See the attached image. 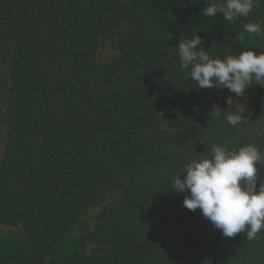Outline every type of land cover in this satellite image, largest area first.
<instances>
[{
  "label": "trees",
  "instance_id": "trees-1",
  "mask_svg": "<svg viewBox=\"0 0 264 264\" xmlns=\"http://www.w3.org/2000/svg\"><path fill=\"white\" fill-rule=\"evenodd\" d=\"M208 3L0 0V64L11 46L7 88L0 73V226L25 234L0 245V264H264V229L224 237L170 188L212 144L264 152V86L232 127L211 113L235 109L185 79L173 50L197 29L216 57L264 52V36L243 28L261 22L264 0L231 24L204 16ZM116 34L119 55L98 63L100 39Z\"/></svg>",
  "mask_w": 264,
  "mask_h": 264
},
{
  "label": "clouds",
  "instance_id": "clouds-1",
  "mask_svg": "<svg viewBox=\"0 0 264 264\" xmlns=\"http://www.w3.org/2000/svg\"><path fill=\"white\" fill-rule=\"evenodd\" d=\"M261 0H209L207 6L200 9L207 17L221 14L229 24L241 17H248ZM244 31L264 36L261 22H249L243 25ZM192 31V37L181 38L177 47L180 68L187 70L185 79L197 84V89L220 90L226 88L235 98L228 97L225 103L228 109L221 110L213 105L212 116L224 115L226 122L237 127L246 122L244 108L240 99H244L245 90L253 85V80L264 86V52L241 51L238 55L214 57L205 51L203 39ZM244 32L238 39L244 40ZM210 156L197 155L190 159L181 173L172 178L170 188L177 194H185L183 206L190 211L200 210L202 216L212 224L222 236L232 238L238 233H246L252 240L264 229V179L257 186V165L264 164V152L255 144L242 145L229 149L222 144H212L208 150Z\"/></svg>",
  "mask_w": 264,
  "mask_h": 264
},
{
  "label": "rangeland",
  "instance_id": "rangeland-1",
  "mask_svg": "<svg viewBox=\"0 0 264 264\" xmlns=\"http://www.w3.org/2000/svg\"><path fill=\"white\" fill-rule=\"evenodd\" d=\"M134 22V21H133ZM262 26L264 28V16L261 19ZM129 26V23H125L124 26H122L119 29V32L125 33L128 31L125 29L126 27ZM136 24L134 23L135 27ZM120 39V35L116 34L113 35V38H108V37H102L100 39V44L98 47V63L103 64V63H109L111 62L115 57L119 55V51L116 45L117 40ZM198 47H203L205 51H208L212 56L216 57L213 55L209 50H207L208 45L203 41L201 46ZM7 51H9L8 56L6 58V62L0 64V73L2 77L6 80V88L9 86V81H8V75H7V68L9 67V61L11 58V46H7ZM257 82L253 80V85L245 90L244 93V99H240V106H243L244 108V113L248 111V104L250 101V95H251V89L252 87H258L262 88L260 84H256ZM207 93L210 95V97L218 100L221 103H225V100L228 97H233L234 98V104L232 107H236L237 105L235 104V98L233 93H230L226 88H221L220 90H217L215 88L208 89L207 88ZM229 106V105H228ZM5 108H3L4 110ZM236 110V109H235ZM5 135V128L0 127V150L3 149V136ZM99 208H93L89 212V217L93 216ZM25 243V234L22 228L18 226H0V245L3 246H19L23 245Z\"/></svg>",
  "mask_w": 264,
  "mask_h": 264
}]
</instances>
